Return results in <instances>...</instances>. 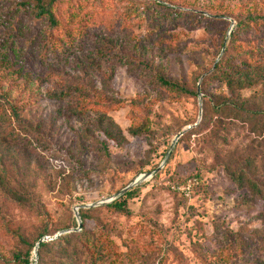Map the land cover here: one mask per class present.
Returning a JSON list of instances; mask_svg holds the SVG:
<instances>
[{
	"label": "rangeland",
	"instance_id": "1",
	"mask_svg": "<svg viewBox=\"0 0 264 264\" xmlns=\"http://www.w3.org/2000/svg\"><path fill=\"white\" fill-rule=\"evenodd\" d=\"M16 2L0 0V264H37L41 234L77 227V207L110 201L165 158L119 197L131 214L108 206L114 200L91 206L87 227L108 232L117 264L262 260L264 198L239 188L228 169L255 157L250 172L264 186V135L216 111L227 88L208 72L223 48L235 52L230 33L262 12L264 0L62 1L53 31L62 47L49 51L39 37L46 26ZM68 8L77 10L74 21ZM157 74L190 92L159 87ZM252 95L253 104L264 102L245 92ZM206 113L204 127L171 148ZM106 126L116 140L102 133ZM138 126L142 132L133 134Z\"/></svg>",
	"mask_w": 264,
	"mask_h": 264
},
{
	"label": "trees",
	"instance_id": "2",
	"mask_svg": "<svg viewBox=\"0 0 264 264\" xmlns=\"http://www.w3.org/2000/svg\"><path fill=\"white\" fill-rule=\"evenodd\" d=\"M62 1L67 0H17L16 2L17 7L33 14L36 23L46 26L39 37L46 41L45 48L48 51L53 49L55 43L58 48L62 47L54 38L53 32L59 28L60 19L56 9L57 4ZM175 12L177 15L185 13L177 9ZM65 15L66 19L74 21L77 17V10L68 8L65 10ZM205 18L209 19V17ZM57 32H59L58 29ZM62 38L64 45H67L68 42L65 40H68V36L64 35ZM49 41L52 43L49 44ZM229 43L230 46L234 45L235 52L229 53V48L224 49L210 74L213 79L224 82L227 88V94L215 102L216 111L227 114V117L243 121L249 125L251 132L261 137L264 135V102L253 104L254 96H245V92L254 90V95L263 98L264 101V10L239 20L230 33ZM153 79L156 85L173 93L185 95L190 92L184 84L162 74L155 75ZM207 117L206 113L192 129L203 128L205 122L210 120ZM141 132V126L132 129L133 134ZM102 133L110 140H116L118 135V132H113L108 126L103 129ZM243 159H245L243 160L244 166H240L237 171L228 169L230 177L239 188H246L253 196L264 198V186L258 182L257 176L250 172L254 168L251 167L255 164V157L247 155ZM9 192L15 202L20 205L26 204L27 198L23 194L14 189H10ZM129 194L131 191L125 195ZM108 206L125 215L131 214V209L124 197L115 199ZM92 210V207H82L78 210L82 223L81 229L62 233L41 242L37 249V264H117L118 254L115 252V245L108 232L103 228L94 232L87 227ZM68 228L70 227L67 226L64 229ZM54 233L55 231L46 232L39 238L45 234ZM13 234L18 240L24 241V237L16 230ZM19 258L20 256H17V259ZM25 262L31 264L28 259H25ZM254 264H264V258L257 259Z\"/></svg>",
	"mask_w": 264,
	"mask_h": 264
},
{
	"label": "water",
	"instance_id": "3",
	"mask_svg": "<svg viewBox=\"0 0 264 264\" xmlns=\"http://www.w3.org/2000/svg\"><path fill=\"white\" fill-rule=\"evenodd\" d=\"M224 48L222 49V52H223ZM221 55V54H220ZM218 61V59L215 61V63L213 64L212 66V69L208 72L210 73L214 67H215V64L216 62ZM198 90H199V87H198ZM202 111V109H200V112ZM199 122V120L194 123V124H190V125H187L185 126L180 132H178L176 135H175V138L173 139L172 141V144H171V148L173 147V145L175 144V142L177 141V139L182 136L186 131H188L189 129H191L193 126L197 125V123ZM170 148V149H171ZM170 154V150L167 152L166 154V157ZM165 160L166 158L163 160V162L157 167L155 168L154 170L150 171V172H145L143 174H140L139 176H137L131 183H129L127 186H125L124 188H122L121 190H119L118 192H116L113 196H112V199L110 201H113L117 198H119L120 196L124 195L127 191H129L132 187L138 185L139 183H141L142 181H145L147 180L149 177H151L152 175H154L156 172H158L162 166L164 165L165 163ZM110 201H100V202H97V203H91V204H86V205H83V207H91V206H96V205H99V204H103V203H106V202H110ZM74 214L77 218H80L79 216V212H78V207L75 209L74 211ZM82 227V224L80 221H78V226L75 227V228H68V229H63V230H60L58 231L56 234L54 235H49V236H43L41 238L38 239V241L36 242L35 246H34V253L35 255L37 256V249L40 245L41 242L47 240V239H52L54 237H57L58 235L62 234V233H66V232H69V231H72V230H79L81 229Z\"/></svg>",
	"mask_w": 264,
	"mask_h": 264
}]
</instances>
